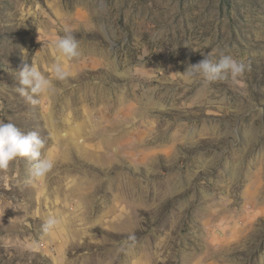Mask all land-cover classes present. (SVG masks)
Segmentation results:
<instances>
[{
    "label": "rangeland",
    "instance_id": "374dc122",
    "mask_svg": "<svg viewBox=\"0 0 264 264\" xmlns=\"http://www.w3.org/2000/svg\"><path fill=\"white\" fill-rule=\"evenodd\" d=\"M66 26L72 76L27 102ZM208 52L250 70L186 84ZM0 121L56 162L0 172V264H264V0H0Z\"/></svg>",
    "mask_w": 264,
    "mask_h": 264
},
{
    "label": "clouds",
    "instance_id": "9594fccd",
    "mask_svg": "<svg viewBox=\"0 0 264 264\" xmlns=\"http://www.w3.org/2000/svg\"><path fill=\"white\" fill-rule=\"evenodd\" d=\"M63 31L64 35L50 45L55 57L51 65V76L45 75L34 62L31 66L26 62L22 63L18 71L16 91L27 102L38 104L42 97L56 94L58 89L54 80L64 82L72 76L65 62L80 57V46L71 27L66 26ZM207 46L205 43V47ZM249 70L250 65L243 58L221 54L217 60L212 52H208L203 60L189 65L183 73V79L186 84L199 83L201 88H207L217 82L236 83ZM116 75L122 76L123 73L117 71ZM43 148L44 141L37 132L25 133L14 123L0 121V172H6L10 164L18 158H26L32 163L30 182L43 180L52 172L56 163L52 156L42 154ZM58 224V218L49 217L44 223L45 232Z\"/></svg>",
    "mask_w": 264,
    "mask_h": 264
},
{
    "label": "bare ground",
    "instance_id": "6f19581e",
    "mask_svg": "<svg viewBox=\"0 0 264 264\" xmlns=\"http://www.w3.org/2000/svg\"><path fill=\"white\" fill-rule=\"evenodd\" d=\"M61 134V133H60ZM83 146V145H82ZM84 150V149H83ZM86 151V150H85Z\"/></svg>",
    "mask_w": 264,
    "mask_h": 264
}]
</instances>
